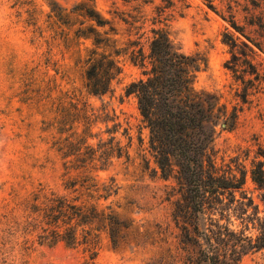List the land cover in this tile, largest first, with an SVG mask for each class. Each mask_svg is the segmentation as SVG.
<instances>
[{
    "label": "rangeland",
    "instance_id": "obj_1",
    "mask_svg": "<svg viewBox=\"0 0 264 264\" xmlns=\"http://www.w3.org/2000/svg\"><path fill=\"white\" fill-rule=\"evenodd\" d=\"M81 1L91 3L114 26L109 32L120 48L139 34H143L141 40L146 47L145 35L151 34L153 26L151 17L156 13L155 6L162 3L0 0V264H192L189 258L196 245L186 239L182 221L173 218L174 204L181 199L175 170L168 178L160 176L136 96L125 92L127 84L140 76L139 66L121 49L117 55L121 71L112 80L111 89L102 95L86 89L83 59L93 44L91 38L79 36L77 28L92 21L76 9ZM171 2L167 11L174 42L184 52L206 58L196 72L195 87L217 92L229 110L235 103L242 104L232 128L216 124V163L225 167L239 161L249 168L256 154L264 159V82L250 101L241 102L235 95L237 85L224 66L229 56L221 40L225 21L203 0ZM57 12L67 15L61 17ZM109 24L98 29L109 30ZM58 97L66 104L79 97L96 110L105 105L129 132L123 134L121 126L116 134L128 145L130 158H114L96 173L101 181L114 179L116 192L101 202L111 203L130 227L116 248L103 232L93 258L83 244L71 246L62 240L52 243L41 237L50 228L44 194L70 190L65 187L68 177L63 175L61 154L51 146L55 129L47 125V107ZM99 126L105 129V123ZM102 136L108 133L103 131ZM243 188L251 198L245 205L246 213L205 210L197 216L201 230H207L211 218L228 222L236 235L219 239L218 244L231 254L235 242L241 241L238 235L251 236L254 242L264 226V186L255 183L247 171ZM235 194L241 197L239 191ZM237 264H264V246L250 247Z\"/></svg>",
    "mask_w": 264,
    "mask_h": 264
},
{
    "label": "trees",
    "instance_id": "obj_2",
    "mask_svg": "<svg viewBox=\"0 0 264 264\" xmlns=\"http://www.w3.org/2000/svg\"><path fill=\"white\" fill-rule=\"evenodd\" d=\"M203 1L225 21L221 40L227 45L229 56L224 66L237 85L235 95L241 102H248L264 82V0ZM171 5V0H162L155 6L151 34L145 35L146 47L141 40L143 34H139L120 48L110 35L114 26L109 20L88 1L77 3L75 7L80 14L92 21L77 28V34L91 38L93 44L83 59L85 86L94 95L109 91L112 80L121 71L117 55L121 49L128 52L129 59L139 66L140 76L127 84L125 92L136 96L160 176L168 178L175 170L181 199L174 204L173 218L182 221L186 239L196 245L189 258L191 263L237 264L247 249L264 246V226L254 242L251 236L238 235L241 241L235 242L231 254L218 244L219 239L236 235L228 222H214L211 218L207 230H201L197 216L205 210L222 214L232 209L238 210V214L246 213L245 205L251 199L243 188L246 173L249 171L251 179L264 186V159L256 154L249 168L239 161L225 167L216 163L213 147L216 124L232 128L242 104L235 103L229 110L217 92L195 87L196 72L206 58L186 53L174 42L167 11ZM57 15L65 17L67 13ZM106 24L109 30L98 29ZM47 109V125L56 132L51 146L61 154L63 175L68 177L65 187L70 190L44 194L50 228L41 237L52 243L62 240L71 246L83 244L93 258L103 232L116 248L130 227V222L111 203L101 202L116 192L114 179L101 181L96 173L107 168L114 158H130L128 145L116 134L122 122L105 105L96 110L79 97L67 104L58 97ZM110 121L112 124L108 125ZM100 122L105 123V129H100ZM103 131L108 133L107 137L102 136ZM122 133L129 135L126 126H122ZM236 191L241 193L240 198L236 197Z\"/></svg>",
    "mask_w": 264,
    "mask_h": 264
}]
</instances>
